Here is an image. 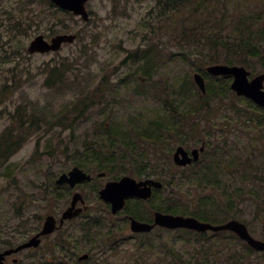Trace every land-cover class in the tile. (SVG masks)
I'll use <instances>...</instances> for the list:
<instances>
[{
	"label": "rangeland",
	"instance_id": "1",
	"mask_svg": "<svg viewBox=\"0 0 264 264\" xmlns=\"http://www.w3.org/2000/svg\"><path fill=\"white\" fill-rule=\"evenodd\" d=\"M30 1L41 8L42 0H0V86L7 83L14 87L6 104L0 106V133L10 123V113L20 105H27L50 118L53 112L76 99L77 88L65 87L63 91H56L46 87L49 65L67 60L83 76L88 92L95 90L104 76L109 87L97 96L101 103L77 122L74 133L62 126L48 131L42 118L38 123L34 121L30 140L0 172V249L27 240L42 227L47 215L61 214L68 207L73 192L65 198L57 197L63 190H55V181L80 163L94 179L90 184L76 187L74 192L85 197L91 205L90 212L83 219L67 223L39 249L18 254L21 264H78V256L84 253L91 255L86 264H174L175 256L169 252L186 259L194 254L195 264L216 256L217 264H264V252L249 253L243 242H231L228 231L208 232L199 238L160 228L151 234L152 239L137 236L126 242L121 240L115 245L117 250L111 244L101 245L82 239L87 228L90 229L85 231L91 236L97 234L99 241L100 234L104 237L108 230H130L124 215L109 216L98 196V191L107 182L126 175L138 181L155 179L164 187L166 183L170 184L160 196L163 202L156 200L155 206L159 202L165 206L169 195L181 193L185 198L182 202L188 209H179L180 214L187 213L184 215L187 216L196 211L200 221L214 225L238 220L248 226L253 237L264 241V202L257 201L264 191V112L235 114L233 105L241 110L248 109L244 100L225 98L220 101L214 108L207 131L201 137L192 138L191 142L189 137L182 142V134L177 137L165 134L164 145L143 143L139 153L151 160L141 178L132 171L109 174L99 171V162L85 154L83 148L85 142L95 139V133L103 134L98 128L101 125L112 127L122 136L128 132L143 133L158 126H173L174 113L179 117L196 104V94L188 98L181 93L183 83L189 78L193 82V75L211 64L209 60L214 55V48L221 47L220 43L224 41L247 38L249 30L256 36L262 33L264 42V0H193L180 10L169 12L168 16L160 15L158 0H90L87 4V10L92 12L89 23L75 17L65 20L70 32L62 33L79 32L76 43L65 45L57 53L28 58L27 47L33 38L44 35L49 39L57 35H49L44 24L41 27L33 25V30L28 33H15L10 29ZM154 46H161L162 56L156 57L155 69L145 75L146 63H134L130 57L145 54ZM5 53H9V58ZM244 67L251 73V78L263 73L264 47L260 56L247 58ZM95 97L91 99L95 100ZM223 107L226 108L221 112ZM196 121L199 120L190 118L187 123ZM204 138L211 143V151L228 141L225 155L238 162L251 163L254 170L240 167L233 171L234 174L221 176L216 191H211L206 183L198 184L192 177L174 181L183 173L189 175L192 169L193 172L195 168L198 170L200 165L198 162L186 167L175 165V150L180 146L189 150L198 148ZM106 139L103 135L100 141ZM177 168H186V171L180 172ZM100 172H106L105 177H100ZM202 197L208 198L207 202H192ZM249 198L253 202L246 201ZM150 208L149 201L139 208V213L145 218L150 217ZM191 236L199 239L197 242L185 240ZM150 239L152 241L148 242ZM242 254H245L244 260L237 261ZM231 255L236 259L231 260Z\"/></svg>",
	"mask_w": 264,
	"mask_h": 264
},
{
	"label": "trees",
	"instance_id": "2",
	"mask_svg": "<svg viewBox=\"0 0 264 264\" xmlns=\"http://www.w3.org/2000/svg\"><path fill=\"white\" fill-rule=\"evenodd\" d=\"M191 1L193 0H158L159 6L161 8L160 15L168 16L169 12L178 11L184 5L190 4ZM39 4L41 5V8L36 7L35 3L32 4L30 1V5H26L24 11H22V16L20 17V19L16 20L15 23L10 26V29L15 33H28V31L33 30V25L41 27L44 24L48 29L49 35L50 33H52V35H55L56 33L59 34L62 32H70V28H68L69 23L65 20L67 18H74L71 13L62 11L50 0H42ZM14 19H12L11 21H13ZM261 39L262 33H258V36H256L253 30H249V36L247 38L243 37L240 40L224 41L220 43L221 47L214 48V55L210 57L209 63H211L210 65L225 64L229 66H244V64L247 63V58L260 56L261 49L264 47V42ZM154 49L149 48L145 52V54H134L130 57V59H132L134 63H140L142 61L146 63L147 66H145V68L143 69L146 70L145 75H149L148 73L155 69L156 57L159 56L160 58L162 56L159 52V47L156 48L154 46ZM8 54L9 53H5V57L9 58ZM208 55H210V53ZM29 57L30 56H28V58ZM62 61L58 62L55 65L48 66L45 85L49 89H54L56 91H63L65 87L70 89L77 88L78 91H76V95L78 96L71 103L65 104L57 112H53V115L50 118H47L42 113H37L35 109H29L27 105H20L13 113H10L12 115V118H10L9 120L10 123L0 133V172L30 140V137L32 135L31 129L33 128L34 121L38 123L37 121L42 118L48 127V131H51L54 127L62 126L63 128H70L74 133L77 122L86 114H88L92 107L101 103V101L97 99V96H99V94L101 93H104V91L108 89L109 81L107 77L104 76L101 79L99 86L95 90L88 92L87 90L89 88L88 86H85L82 80L83 76L80 75V73H77L78 71H75V67H71L72 65L67 63V60ZM198 71H200L208 80L207 93L206 95H202L197 88L194 92L193 87L195 88L196 86L190 78L188 79V81L184 82L182 85L181 93H183L185 97L188 98L194 97L196 94V104L180 113V118L177 117L174 113L172 115L174 118L173 126L165 128H161L160 126H158L157 128L153 127L149 131L136 134L128 132L124 136L114 132L112 130V127L107 128L106 125H101L100 127H98L103 131V134L95 133V139L93 141H89V143L85 142V146H83L85 154H89L94 160L99 162L98 170L106 171L107 173L132 171L135 176L141 178L142 176H144L147 167L150 165V162L148 161L151 160L149 156H144L139 153V149L142 147L143 143L153 144L156 146L164 145L165 134H167L169 137H177L182 134L184 136L182 142L185 141V137H189L188 141L190 142L191 139L196 138V136L201 137V135H203V132L207 131L208 126L211 123V120L214 116L213 112L215 106L220 101L222 102V100L225 98H230L233 101L244 100L248 105V109L246 110H241L240 107L233 105L232 110H234L235 114L237 115L243 116L244 113H248L250 111L264 112L251 101L245 100L243 98H238L231 91L230 84L232 82V78H215L209 76L206 73L205 69ZM85 77L87 78V76ZM13 89L14 87L7 83H4L0 86V106H4L6 104V100L8 99ZM92 96H96L95 100L91 99ZM225 108L226 107H223L221 112L224 111ZM190 118H195L199 121H196L194 124L187 123L190 121ZM152 125H155V123H153ZM103 135H105L107 139L100 141L101 136ZM202 143L206 144V151L202 154L201 160L198 162L200 164L198 166L199 169L197 170V168L194 167L196 169L194 172L192 169V173L189 175L183 173L179 179L174 181H183L184 179H189L190 177H192L194 181H198V184L206 183V185L210 186L211 191H216L217 187L220 184L219 182L221 180V176L223 177L227 173L234 174L233 171L236 168L239 169L240 167L247 168V170H254L251 163L245 164L243 162H238L232 156L228 157L225 155L224 150L228 144V141H224L222 147H217L213 151L210 150L211 143L208 142L205 138ZM144 150L146 151L145 148ZM77 165L80 167H84L80 163H77ZM177 170L180 172H184L186 171V168H177ZM169 185V183H166L165 187L162 190H158L157 192H155L152 200H150L152 204V208H150L151 211H153V209H156L166 214L183 216L186 215L187 213L180 214L179 212H177L179 209H188L187 206H185L184 202H182L185 198H183V195L181 193L177 195L173 192L168 196V198H166L167 204L165 206L161 205L160 202L163 201L160 196L162 192L164 193V190L169 187ZM254 188L257 187L255 186ZM55 190H63L62 194L57 193V197L62 196L63 198H65V196L70 193L69 189L56 188ZM206 199L208 198L202 197L194 200H199V202H207ZM156 200H160L157 206L153 204V202H155ZM246 201L253 202V199L249 198ZM257 201L264 202V191L263 195L259 197ZM209 207L212 206L209 205ZM127 210L129 214L137 218L139 216H144L143 214H137L132 210V207L128 206ZM142 213L146 214L144 210ZM197 214L198 213L195 211L191 212L190 215L187 216H193L199 220V218L201 217L199 216L200 214ZM180 231L188 235L194 234L195 237L199 238H202L206 235L197 234L196 232L187 230ZM230 236L232 237L231 242H234V240L241 241L233 233H231ZM195 237H185V240L191 242L192 239H194L197 242L199 238ZM243 243L246 245L249 253L255 252L245 242ZM169 254L175 256L174 264H195L194 254H192L188 259H186L184 256L180 257L179 255H175L173 252H169ZM235 254L237 255L238 252H236ZM244 256L245 254H242L237 258V261L242 262L244 260L242 259ZM230 259L235 260L236 256L231 255ZM202 264H217V256L203 262Z\"/></svg>",
	"mask_w": 264,
	"mask_h": 264
},
{
	"label": "water",
	"instance_id": "3",
	"mask_svg": "<svg viewBox=\"0 0 264 264\" xmlns=\"http://www.w3.org/2000/svg\"><path fill=\"white\" fill-rule=\"evenodd\" d=\"M54 4L65 11L72 12L76 16H81L85 21L89 20V14L86 10V3L89 0H51ZM77 39L76 34L58 35L50 40H47L43 35L35 37L29 44L28 52L50 53L58 52L64 44H72ZM208 74L214 77H232L230 85L231 90L238 97L250 99L255 104L264 108V73L250 78V72L243 66H229L224 64L210 65L206 68ZM196 86L200 89L203 95L207 93L205 78L196 73L193 76ZM205 151V145L200 148L193 149L190 153L182 146L178 147L173 155V161L176 165L186 167L200 159L201 154ZM92 176L87 174L79 167H74L68 174H62L56 181L58 185L68 184L71 188H75L78 184L89 182ZM162 189L163 184L155 179H147L138 182L132 177L125 176L119 181L109 182L99 192L100 197L112 205V211L117 214L121 211L126 200L130 198H138L149 200L153 196V189ZM81 202L85 205V200L82 194L75 193L72 198V205L62 215L60 225L68 219H73L84 212L85 208L76 209L77 204ZM156 226L166 228L168 230H190L199 233L205 232H220L229 231L237 235L248 246L258 252H264V241L254 238L247 225L238 221L231 220L225 224L213 225L211 223L201 222L195 217L180 216L157 212L154 217V223H142L134 218H131L130 229L134 233L151 232ZM57 229V221L55 217L49 216L46 218L42 231L28 242L19 245L17 248L10 249L4 253H0V264H5V257L18 253L24 249L37 248L41 244V237L52 234ZM87 256L82 257L85 259Z\"/></svg>",
	"mask_w": 264,
	"mask_h": 264
},
{
	"label": "flooded vegetation",
	"instance_id": "4",
	"mask_svg": "<svg viewBox=\"0 0 264 264\" xmlns=\"http://www.w3.org/2000/svg\"><path fill=\"white\" fill-rule=\"evenodd\" d=\"M192 202H199V200H193ZM138 204V207H140V205H142V204H146V203H144V202H140V201H138V202H134L133 203V205L134 206H136ZM71 205V202L69 203V205H68V207ZM79 207V205L77 206V208ZM107 208H108V211H107V214L109 215V216H111L112 218L113 217H118L119 215L117 214V215H113L112 213H111V207L109 206V205H107ZM158 212V210H153V217H147V218H138V220L139 221H141V222H148V223H152L153 224V222H154V216H155V214ZM112 215H111V214ZM62 214V213H61ZM61 214H58V215H56V217L57 218H60L61 217ZM84 215H86V214H82L80 217H78V218H74V219H72V220H69V221H66V223H65V225L67 224V223H70V222H75V220H80V219H82V217L84 216ZM124 218L125 219H127L129 222H130V218H131V215H124ZM64 225V226H65ZM64 228V227H63ZM62 228V229H63ZM62 229H59V230H57L55 233H58V232H60ZM158 229H160V227H155V229L152 231V232H150V233H140V234H136V233H133L131 230H123V231H116V230H114V229H112V230H108V232L106 233V235L103 237L102 235V233L100 234V238L99 239H101V241H100V243H101V245H103V244H111V245H114V250H117L116 249V247H115V245L116 244H119L120 243V241L122 240L123 242H126L125 240H133V239H135L137 236H141V237H139L140 239L141 238H143V236H146V237H149V238H151V234L152 233H154V232H157V230ZM162 229V228H161ZM40 231V230H39ZM38 231V232H39ZM37 232V233H38ZM36 233V234H37ZM50 236H46V237H43L42 238V246L44 245V243H45V241H46V239L47 238H49ZM82 239H84V241H87V239H86V236H85V234H83L82 233ZM152 239V238H151ZM149 240L148 242H151L152 240ZM89 242H94V241H89ZM96 243H99V240H97V241H95ZM149 246H151L152 244L151 243H149L148 244ZM41 246V247H42ZM163 248H164V246H162ZM5 249H0V252H3ZM102 254H103V248H102ZM17 255L18 254H16V255H11V256H8V257H6V259H5V263L6 264H10V262H12V264H21V260L17 257ZM81 256V255H80ZM80 256H78V261H77V263L78 264H86L85 262H82L79 258H80ZM90 259V255H89V257H88V259L87 260H89ZM18 260V261H17ZM86 260V261H87ZM17 261V262H16ZM162 261L164 262L165 261V257H163V259H162Z\"/></svg>",
	"mask_w": 264,
	"mask_h": 264
},
{
	"label": "bare ground",
	"instance_id": "5",
	"mask_svg": "<svg viewBox=\"0 0 264 264\" xmlns=\"http://www.w3.org/2000/svg\"><path fill=\"white\" fill-rule=\"evenodd\" d=\"M250 47V46H249ZM252 56H254V55H252ZM194 170V169H193Z\"/></svg>",
	"mask_w": 264,
	"mask_h": 264
}]
</instances>
